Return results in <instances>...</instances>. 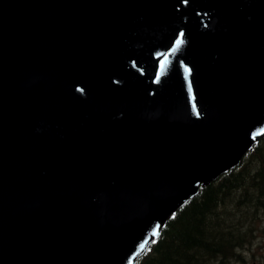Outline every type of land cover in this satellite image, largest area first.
I'll return each mask as SVG.
<instances>
[{"label":"water","instance_id":"water-1","mask_svg":"<svg viewBox=\"0 0 264 264\" xmlns=\"http://www.w3.org/2000/svg\"><path fill=\"white\" fill-rule=\"evenodd\" d=\"M263 137L264 0H0V264H135Z\"/></svg>","mask_w":264,"mask_h":264},{"label":"trees","instance_id":"trees-1","mask_svg":"<svg viewBox=\"0 0 264 264\" xmlns=\"http://www.w3.org/2000/svg\"><path fill=\"white\" fill-rule=\"evenodd\" d=\"M263 234L264 139L188 200L138 264H242Z\"/></svg>","mask_w":264,"mask_h":264},{"label":"rangeland","instance_id":"rangeland-1","mask_svg":"<svg viewBox=\"0 0 264 264\" xmlns=\"http://www.w3.org/2000/svg\"><path fill=\"white\" fill-rule=\"evenodd\" d=\"M253 259L255 260V263H253V261L249 258L242 264H264V234L263 237L255 244Z\"/></svg>","mask_w":264,"mask_h":264},{"label":"snow or ice","instance_id":"snow-or-ice-1","mask_svg":"<svg viewBox=\"0 0 264 264\" xmlns=\"http://www.w3.org/2000/svg\"><path fill=\"white\" fill-rule=\"evenodd\" d=\"M158 235V233H156Z\"/></svg>","mask_w":264,"mask_h":264}]
</instances>
